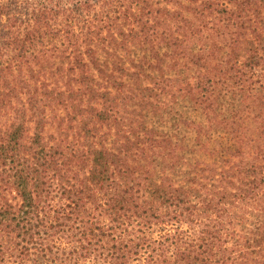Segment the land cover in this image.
Returning <instances> with one entry per match:
<instances>
[{
  "label": "trees",
  "instance_id": "trees-1",
  "mask_svg": "<svg viewBox=\"0 0 264 264\" xmlns=\"http://www.w3.org/2000/svg\"><path fill=\"white\" fill-rule=\"evenodd\" d=\"M0 264H264V0H0Z\"/></svg>",
  "mask_w": 264,
  "mask_h": 264
}]
</instances>
